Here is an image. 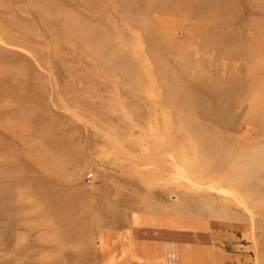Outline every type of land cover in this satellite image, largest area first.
Segmentation results:
<instances>
[{
	"label": "rangeland",
	"instance_id": "rangeland-1",
	"mask_svg": "<svg viewBox=\"0 0 264 264\" xmlns=\"http://www.w3.org/2000/svg\"><path fill=\"white\" fill-rule=\"evenodd\" d=\"M191 247L264 264V0H0V264Z\"/></svg>",
	"mask_w": 264,
	"mask_h": 264
},
{
	"label": "crops",
	"instance_id": "crops-1",
	"mask_svg": "<svg viewBox=\"0 0 264 264\" xmlns=\"http://www.w3.org/2000/svg\"><path fill=\"white\" fill-rule=\"evenodd\" d=\"M150 228L147 229V231L149 230ZM149 234V233H148ZM201 252H205L204 250L201 249ZM208 253H210L209 251L204 254H200V249L199 248H188V255L189 256H185L186 258H184V256L182 255L180 257V259L183 260V264H211L209 263L208 261V257H210V255H208ZM185 255V254H184ZM207 256V257H206Z\"/></svg>",
	"mask_w": 264,
	"mask_h": 264
},
{
	"label": "built area",
	"instance_id": "built-area-1",
	"mask_svg": "<svg viewBox=\"0 0 264 264\" xmlns=\"http://www.w3.org/2000/svg\"><path fill=\"white\" fill-rule=\"evenodd\" d=\"M91 177V176H90Z\"/></svg>",
	"mask_w": 264,
	"mask_h": 264
}]
</instances>
